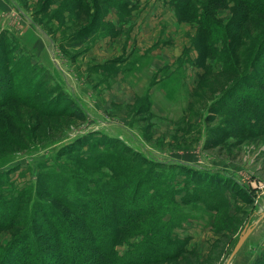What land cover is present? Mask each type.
<instances>
[{
    "label": "rangeland",
    "instance_id": "rangeland-1",
    "mask_svg": "<svg viewBox=\"0 0 264 264\" xmlns=\"http://www.w3.org/2000/svg\"><path fill=\"white\" fill-rule=\"evenodd\" d=\"M190 1L223 26L218 36L180 14L177 0L0 3L10 88L0 93V172L16 192L27 186L67 212L46 193L53 167L90 186L107 185L113 162L162 170L185 219L172 230L184 250L152 264H225L264 210V15L245 18L234 0ZM19 229L0 230V245ZM229 264H264V216Z\"/></svg>",
    "mask_w": 264,
    "mask_h": 264
},
{
    "label": "trees",
    "instance_id": "trees-1",
    "mask_svg": "<svg viewBox=\"0 0 264 264\" xmlns=\"http://www.w3.org/2000/svg\"><path fill=\"white\" fill-rule=\"evenodd\" d=\"M234 2L245 18L254 13L264 15V0ZM176 6L179 13L195 21L200 30L215 36L220 29L223 31L207 6L199 8L190 0H177ZM261 42L263 49L264 38ZM261 60L258 64L263 74L257 84L262 83L264 88V56ZM2 73L0 93L10 89L9 77ZM263 95L258 94V107ZM110 158L106 157L109 163ZM144 162H148L147 159ZM155 162L153 166L159 169L175 165ZM108 168L113 174L105 186L97 182L90 186L91 179L86 181L88 185L79 175L60 167L46 172V182L52 189L46 193L68 208L67 212L65 208L34 197L27 186L16 192L8 171L0 172V230L20 227L6 244L0 245V264H152L155 259L167 260L183 251V242L172 236V230L185 219L176 214L174 190L165 173L153 168L147 171L136 168L130 160L110 163ZM157 189L164 193L157 194ZM141 194L147 199L143 200ZM135 238L138 239L130 241ZM121 242L126 250L119 255L115 248Z\"/></svg>",
    "mask_w": 264,
    "mask_h": 264
},
{
    "label": "water",
    "instance_id": "water-1",
    "mask_svg": "<svg viewBox=\"0 0 264 264\" xmlns=\"http://www.w3.org/2000/svg\"><path fill=\"white\" fill-rule=\"evenodd\" d=\"M264 216V210L259 214L258 219L256 220V222H258L262 217ZM253 224H247L245 225V227L243 228V230L240 232L239 236H238V240L235 243L229 257L227 258V261L225 262V264H229L232 257L236 254V252L239 250V248L242 246L243 242L245 241V239L247 238V236L251 233V231L253 230V228L255 227V223Z\"/></svg>",
    "mask_w": 264,
    "mask_h": 264
},
{
    "label": "crops",
    "instance_id": "crops-1",
    "mask_svg": "<svg viewBox=\"0 0 264 264\" xmlns=\"http://www.w3.org/2000/svg\"><path fill=\"white\" fill-rule=\"evenodd\" d=\"M4 0H0V3L1 2H3ZM10 4H11V6H12V3L10 2ZM13 10L14 11H16L24 20H26V21H29L28 20V18L26 17V16H24L23 14H22V12H20V10H18V9H14L13 8ZM150 22V21H149ZM148 22H144L143 24H147ZM149 25V24H148ZM142 28V27H141ZM145 28V30H148L149 28H148V26H145L144 27ZM34 33V32H33ZM29 37H31L30 35H29ZM37 42L38 43H40L39 42V40H37ZM154 44V43H153ZM153 44H148L149 46L148 47H152V45ZM147 47V48H148ZM45 48H46V55H48V57H49V62H50V65H53L54 66V68L56 69V71L58 72L59 70L58 69H60V67L58 66V64H56L55 62H54V58H53V56H52V54H51V49L49 50V47H48V45L45 43ZM62 54H63V56H64V61L67 63L68 62V60L67 59H70V58H68L66 55H65V53H63L62 51H60ZM54 56H55V54H54ZM55 58H56V56H55ZM119 70H120V68H119ZM118 74H121V71L118 73Z\"/></svg>",
    "mask_w": 264,
    "mask_h": 264
}]
</instances>
